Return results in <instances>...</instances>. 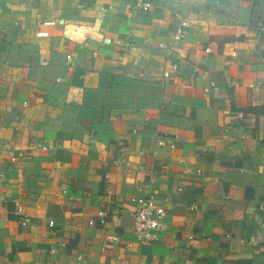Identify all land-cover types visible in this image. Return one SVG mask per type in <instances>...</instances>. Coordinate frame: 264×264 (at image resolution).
<instances>
[{
  "label": "crops",
  "instance_id": "1",
  "mask_svg": "<svg viewBox=\"0 0 264 264\" xmlns=\"http://www.w3.org/2000/svg\"><path fill=\"white\" fill-rule=\"evenodd\" d=\"M0 264H264V0H0Z\"/></svg>",
  "mask_w": 264,
  "mask_h": 264
},
{
  "label": "built area",
  "instance_id": "2",
  "mask_svg": "<svg viewBox=\"0 0 264 264\" xmlns=\"http://www.w3.org/2000/svg\"><path fill=\"white\" fill-rule=\"evenodd\" d=\"M144 9L146 8V4H143ZM54 22H44L43 24H53ZM188 21L185 18H181L177 23L174 31L171 34L172 41H178L183 34H185L188 28ZM67 33V37L71 38V28H65L64 30ZM36 36L44 37L48 36V32L44 30H39L36 32ZM163 47V44H160ZM166 50L170 51L171 47L166 46ZM208 50V49H207ZM68 61H70V55H67ZM41 65H46V60L41 56L39 59ZM169 69H174L175 66H169ZM169 69L163 71L165 76L169 75ZM162 144V141L158 142ZM45 149V147H42ZM65 192V191H64ZM134 203L136 205L135 210L133 211V234L135 237V241L138 244H143L147 242H154L159 240V231L162 228V219L165 216V207L162 204H158L156 202V197L153 191L148 190V192L144 195L137 196L134 198ZM21 209V208H20ZM107 213L104 210H98L95 218H91L88 220L90 225H103L106 222ZM28 221L27 218H24L22 224H25ZM53 220L50 221L52 225ZM109 238L116 239L115 235H110Z\"/></svg>",
  "mask_w": 264,
  "mask_h": 264
},
{
  "label": "rangeland",
  "instance_id": "3",
  "mask_svg": "<svg viewBox=\"0 0 264 264\" xmlns=\"http://www.w3.org/2000/svg\"><path fill=\"white\" fill-rule=\"evenodd\" d=\"M110 86H108V88L110 87L111 89L106 93L111 101V98L114 99V106L117 105H122L124 103H127L129 100V96L131 93V90L134 89V83L133 82H129L127 81L126 83L124 82L122 84L120 79H117L116 81L113 80V78H111V81L106 83ZM122 86V87H120ZM123 95L125 97H123ZM123 98H125V101L123 102ZM119 100H122L121 102Z\"/></svg>",
  "mask_w": 264,
  "mask_h": 264
}]
</instances>
